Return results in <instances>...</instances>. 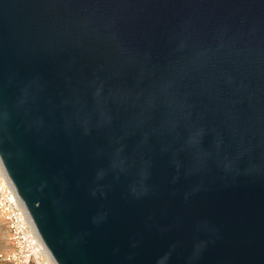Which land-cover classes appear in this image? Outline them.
Listing matches in <instances>:
<instances>
[{
  "label": "water",
  "instance_id": "water-1",
  "mask_svg": "<svg viewBox=\"0 0 264 264\" xmlns=\"http://www.w3.org/2000/svg\"><path fill=\"white\" fill-rule=\"evenodd\" d=\"M0 163L57 264H264V0H0Z\"/></svg>",
  "mask_w": 264,
  "mask_h": 264
},
{
  "label": "built area",
  "instance_id": "built-area-1",
  "mask_svg": "<svg viewBox=\"0 0 264 264\" xmlns=\"http://www.w3.org/2000/svg\"><path fill=\"white\" fill-rule=\"evenodd\" d=\"M0 218L6 225L11 245L8 254L0 255L1 261L10 264H57L5 172H0Z\"/></svg>",
  "mask_w": 264,
  "mask_h": 264
},
{
  "label": "rangeland",
  "instance_id": "rangeland-1",
  "mask_svg": "<svg viewBox=\"0 0 264 264\" xmlns=\"http://www.w3.org/2000/svg\"><path fill=\"white\" fill-rule=\"evenodd\" d=\"M10 251H11V245L8 241V235H7L6 242H4L2 238H0V255L8 254ZM0 264H10V263L0 260Z\"/></svg>",
  "mask_w": 264,
  "mask_h": 264
},
{
  "label": "crops",
  "instance_id": "crops-1",
  "mask_svg": "<svg viewBox=\"0 0 264 264\" xmlns=\"http://www.w3.org/2000/svg\"><path fill=\"white\" fill-rule=\"evenodd\" d=\"M7 235H8V232H7L6 225L4 221L0 218V238H2L4 242H6Z\"/></svg>",
  "mask_w": 264,
  "mask_h": 264
},
{
  "label": "bare ground",
  "instance_id": "bare-ground-1",
  "mask_svg": "<svg viewBox=\"0 0 264 264\" xmlns=\"http://www.w3.org/2000/svg\"><path fill=\"white\" fill-rule=\"evenodd\" d=\"M0 172L4 173V169H3L2 165H1V163H0Z\"/></svg>",
  "mask_w": 264,
  "mask_h": 264
}]
</instances>
